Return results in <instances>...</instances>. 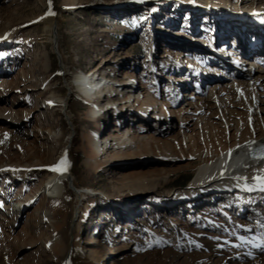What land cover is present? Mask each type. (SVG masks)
<instances>
[{"label": "rangeland", "instance_id": "obj_1", "mask_svg": "<svg viewBox=\"0 0 264 264\" xmlns=\"http://www.w3.org/2000/svg\"><path fill=\"white\" fill-rule=\"evenodd\" d=\"M53 1L59 6L57 49L42 19L48 0H0V52L6 53L0 56V123L12 130L0 129V196L8 199L9 206L13 204L9 211L0 209V264H62L67 258L76 260L80 253L90 257L91 251L92 259L104 258L103 263L133 264L141 255L168 246L192 247L190 239L179 236L182 231L192 235V230L200 228L203 236L223 235L217 224L227 220L229 226L237 225L244 219L253 229H260L264 199L254 196L261 200L248 206L246 217L229 210L232 202L246 200V193L230 190L223 196H204L191 183L199 160L189 162L164 151L137 152L126 158L110 148L94 159L92 136H105L116 127L125 130L129 127L126 119L131 120L141 103L136 100L135 111L117 121L107 113L94 118L90 111L95 100L78 99L80 95L65 86L60 70L64 64L69 76L86 71L106 81L124 80L133 70L141 84L153 85L157 97L173 103L175 110L169 121L159 117L149 118L150 122L136 120L133 129L138 132L148 125L157 136L170 138L176 145L174 134L189 122L204 141L202 122H181L176 112L186 100L184 94L194 91L196 81L184 83L180 95L178 83L169 77L179 67L182 74L189 58L164 59L166 47L183 48L170 45L173 42L212 50L218 47L214 32L227 24L226 19L235 16L264 24V15H248L252 4L242 0ZM255 6H264V1ZM199 67L205 72L209 69L208 65ZM222 77L207 79L205 88ZM52 92L68 97L73 130L60 104L39 109ZM22 110L28 111L20 117ZM44 122L62 133L49 141L56 155L69 150L72 178L84 191L81 199L69 184L63 196H50L41 182L57 174L20 165L34 164L33 159L42 157L32 146L47 140L34 132L35 125ZM233 134V130L228 132L227 139L233 141ZM18 198L27 206L20 212L14 209L18 203L13 199ZM210 216L214 222L208 220ZM53 238L56 251L50 242ZM102 245L110 247L104 257L96 253Z\"/></svg>", "mask_w": 264, "mask_h": 264}, {"label": "bare ground", "instance_id": "obj_2", "mask_svg": "<svg viewBox=\"0 0 264 264\" xmlns=\"http://www.w3.org/2000/svg\"><path fill=\"white\" fill-rule=\"evenodd\" d=\"M263 1L252 0L251 2L250 0H242L241 2L252 4L248 15L257 13L262 16L264 13L259 12L264 9V6L256 7L255 5ZM50 12L55 14L51 15L49 14ZM58 17L59 6L53 0L50 5L48 0L46 13L42 19L47 25V30H50L51 40L55 44L56 49L58 46ZM247 19L232 16V18L226 19V25L220 27V29L216 28L214 43L218 44L220 50L205 52L208 55H202V59H207V62L197 58V54L200 55L205 50H209L201 48L199 45L186 46L184 48L183 44L171 42L170 45L176 44L178 47L183 48L173 49L171 46L166 47L164 59H170L174 55L176 58L179 57L177 60H181V57L189 58L188 63L183 66L185 71L182 74L180 73L181 67H179L174 71L175 75L169 77L178 83L180 95L184 89L181 86L191 80L192 77L197 78L195 79L197 85L194 91L184 94L186 100H182L184 104L177 108L176 112L181 122L188 119H197L202 122V131H204L205 135L204 141L197 134L196 129L189 125V122L180 132L174 134L173 139L178 147L170 138L165 139L157 136L152 131L153 128L148 125H145V127L142 125L143 129L138 130V132L133 129V123L136 120L142 121L144 119L146 122H150L149 118L156 119L159 117L163 121H169L173 113H175V110H173L174 104L170 101H165L161 97L158 98L153 85L141 84V78L135 71H128L124 80L109 79L106 81L107 78H103L98 74L91 77L86 71L71 72V76H69L67 72H64L65 65L63 64L60 75L66 80L65 86L68 90L77 92L80 96L76 97L86 103H89L90 99L95 100V104L92 102L93 105L90 111L92 117L98 118L103 113H107V115H112V118L117 121L120 116L124 115L126 117V115H131L135 111L134 104H136V100L141 103L133 116L129 117L131 120L127 121L126 119L125 122L129 124V127H126L125 130L121 131L116 127L113 133L100 137L92 136L94 159L100 153L102 155L106 148H110L120 151L123 157L126 158L137 152L152 153L164 151L171 157L184 156L189 162L199 160L200 162L191 182L193 187L199 193L204 194V196L210 195L211 198L217 195L223 196L224 193H228L230 190L239 194L246 193L245 198L247 199L232 202L229 210L232 212L234 210L236 213L240 211L239 215H246L247 217L249 215V210L246 211L248 206L252 202L259 203L261 200L258 199L256 201L255 198L258 196L264 199V191L258 190L257 185L252 180L254 176L264 175V171H262L264 170V158H255L259 156L258 150L260 146L264 145V24L261 22H250ZM218 21L222 20L218 19ZM231 38H233V42H231ZM223 41L225 42L224 44L230 43L232 45L228 52L230 57L224 55L221 51L223 46H225L220 45ZM241 52L251 59L249 61L245 59L238 60L239 62H244V64L240 65L236 63L238 57H232L233 60L230 58L231 53H236L239 56ZM258 58L263 63H259ZM208 59L211 64L208 63ZM212 61L218 62L219 65ZM195 62L204 66L210 64L208 71L206 70L205 72L197 66L195 68L191 67V69L187 68L189 63ZM211 71L216 72V74ZM219 73H225L222 75L224 76L222 77L223 79L214 80L210 83L211 85H207L205 88L204 85L207 82L205 80L212 78L214 75L220 77ZM102 79L105 80L103 81ZM160 95L166 96V93ZM57 104L61 105L63 116L73 130L74 122L71 115L73 113L68 108L67 96L61 97L52 92L41 103L39 109L42 107L50 108ZM25 111L27 112L28 110H22V113H19L20 117L25 116ZM171 127L170 129H173ZM0 129L2 131L3 129L12 131L2 123H0ZM231 130L234 131L232 135L233 141L227 139V133ZM34 132L37 133V136L42 135V139H47L42 141L40 145L32 146L34 147L32 150L36 151L38 157L40 154L42 157L40 155L41 158H38L39 160L34 157V164L23 163L20 165L30 169L38 168L42 171L43 169H48L49 174L53 172L57 174L51 179L41 182V186L50 196H63L66 192V185L69 184L71 190L81 199L84 191L76 185L75 180L72 178L69 150L65 148L61 154L56 155V149L49 141L51 138H60L62 133L57 132L47 122L37 123ZM65 157L69 165L66 171L60 173L49 170V166L58 164ZM97 161L99 162V160ZM34 172L32 170L29 174ZM248 188L252 190L249 191L247 190ZM254 196L255 198H253ZM0 198V209L7 208L8 210L11 205L13 206L11 203L10 206L8 205V199L4 200L1 196ZM19 200V198L13 199L16 205L18 203V207L14 208L17 212L25 210V207H27L25 203ZM208 220L214 222L211 216ZM240 223L229 226L228 221L225 220L217 224L218 227L216 229H222L223 235L209 233L208 235L210 236H203V231L200 228L192 230V235L182 231L179 236L185 238V240L190 239L189 241L193 243L192 247L179 249L174 246H168L160 251L141 255L133 264H264V247L258 246L262 243L261 237H264V228L253 229V226L249 225L245 219ZM240 225H247V228L251 229V231H247ZM241 235L246 237L245 242H241L239 239ZM214 237H219V239H214ZM50 242L52 249H54L57 240L53 238ZM109 250L110 247L102 245L99 250H96V253L100 252L103 255L102 257H104L109 253ZM54 251L56 250L54 249ZM93 256V251L90 254L91 258L80 253L76 260L67 258L66 263L63 262L62 264H69V262L70 264H107L108 260L103 263L104 258L99 261L92 259ZM108 264H111V262Z\"/></svg>", "mask_w": 264, "mask_h": 264}, {"label": "snow or ice", "instance_id": "obj_3", "mask_svg": "<svg viewBox=\"0 0 264 264\" xmlns=\"http://www.w3.org/2000/svg\"><path fill=\"white\" fill-rule=\"evenodd\" d=\"M51 3H52V0H49V4L50 5H51ZM49 14L54 15L55 13L54 12H50ZM0 39H3V38H0ZM3 55H6V53L0 52V56H3ZM258 151H259V156L255 157V158H264V145H261L260 149ZM68 166L69 165H68V162H67L66 157H65L58 164L53 165V166H49V170L63 173L64 171L67 170ZM262 171H264V170H262ZM252 180L257 185L258 190L264 191V175L254 176L252 178ZM247 190L250 191L252 189L248 188ZM240 227L245 228L247 231H251V229L247 228V225H240ZM261 227L264 228V224H261ZM214 239H219V237H214ZM239 239L241 240V242H245L246 241V237L243 236V235H241L239 237ZM261 239H262V243L260 245H258V246L264 247V237H261ZM69 264H70V262H69Z\"/></svg>", "mask_w": 264, "mask_h": 264}, {"label": "water", "instance_id": "obj_4", "mask_svg": "<svg viewBox=\"0 0 264 264\" xmlns=\"http://www.w3.org/2000/svg\"><path fill=\"white\" fill-rule=\"evenodd\" d=\"M247 12H250V10L248 9V11Z\"/></svg>", "mask_w": 264, "mask_h": 264}]
</instances>
